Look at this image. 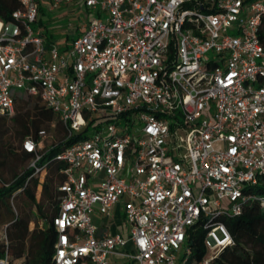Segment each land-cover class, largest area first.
<instances>
[{
    "label": "built area",
    "instance_id": "2783aa9c",
    "mask_svg": "<svg viewBox=\"0 0 264 264\" xmlns=\"http://www.w3.org/2000/svg\"><path fill=\"white\" fill-rule=\"evenodd\" d=\"M19 4L0 18V116H13L18 94L39 96L78 136L56 156L66 181L52 264H215L234 245L216 219L250 201L264 213V0ZM62 5L89 19L65 44L48 43L31 25L39 8ZM40 144H22L34 176ZM115 205L128 236H99L93 217ZM200 221L196 261L185 241ZM0 264L26 263L6 246Z\"/></svg>",
    "mask_w": 264,
    "mask_h": 264
},
{
    "label": "trees",
    "instance_id": "16d2710c",
    "mask_svg": "<svg viewBox=\"0 0 264 264\" xmlns=\"http://www.w3.org/2000/svg\"><path fill=\"white\" fill-rule=\"evenodd\" d=\"M19 0H0V18L8 20L11 13L19 8ZM43 13V8H39V15ZM38 24H41L38 19ZM47 42H53L46 34ZM69 39V38H68ZM259 39L264 45V22L260 27ZM39 101L41 104H31V99ZM19 104L16 114L10 118L16 129L18 138V148L15 150L20 157L18 165L34 158L33 154L26 153L22 149V144L27 138H32L37 144L41 142L40 131L46 132L44 127L52 124L54 114L45 106L39 96H29L20 93L16 96L15 105ZM7 116H0V123L6 120ZM58 127L63 134V140L50 146L47 150L39 151L41 158L36 163L37 167L46 171L43 180H38L34 174V168H25L20 173L12 175L11 182H3L0 179V211L9 213L8 201L13 194L19 191V195L30 205L34 206L37 214L43 220V227H35L32 232L27 233L29 218L21 219L16 216L12 223L8 225V242L0 244V257L8 247L14 258L24 257L26 264H52L54 253V243L56 231L52 225V219L56 216L59 203L63 194L58 187L66 181L63 173L66 165L56 160V156L71 145L78 136L68 137V130L57 120ZM3 132L0 131V139H3ZM5 146L0 144V152ZM2 149V150H1ZM13 153L11 150H9ZM5 160V159H3ZM4 161L0 162V166ZM13 170V169H12ZM14 171V170H13ZM12 171V172H13ZM15 172V171H14ZM41 190L40 201L36 200V190ZM223 223L234 239L232 247L225 248L215 259V264H264V213L260 211L258 201H250L243 206L239 216H220L216 219ZM205 222L200 221L190 227L186 235V245L190 248L193 258L200 261L205 254ZM245 240L252 242L254 251L249 252L245 248Z\"/></svg>",
    "mask_w": 264,
    "mask_h": 264
},
{
    "label": "rangeland",
    "instance_id": "374dc122",
    "mask_svg": "<svg viewBox=\"0 0 264 264\" xmlns=\"http://www.w3.org/2000/svg\"><path fill=\"white\" fill-rule=\"evenodd\" d=\"M41 24L34 23L31 25L33 30H40L43 34H47L50 40L57 42L60 45L65 44L72 37H76L79 33L80 26L89 19V15L86 14V10L79 5H62L59 8L48 11L43 8V13L39 15ZM69 38V39H68ZM34 97V96H32ZM31 104H41L34 98L31 99ZM19 108V104L15 105V110L13 116L16 114V110ZM12 116H7L3 123H0V131L3 132V139H0V144H3L6 148L1 149L0 152V162L4 163L0 166V179L3 182H11L12 175L14 173H20L25 168L30 167L32 160L26 161L18 165L20 157L16 154V149L18 148V138L16 136V129L14 123L10 120ZM54 125V127H52ZM46 130V135L41 138L40 150L44 151L50 148V146L59 143L63 140L62 131L57 124V118H54L52 124L46 125L44 127ZM178 135L181 138L186 136L185 132H179ZM11 150L13 153H11ZM5 159V160H3ZM15 171H13V170ZM13 171V172H12ZM46 176V171L43 173L36 174L35 177L38 180H43ZM259 187L264 188V184L259 183ZM41 190L38 188L36 190V200L40 201ZM257 196H262L258 193ZM8 207L10 209L9 213L4 210L0 211V244L8 242L9 229L8 225L13 222L14 218L18 216L21 219L29 218L31 223L28 225L27 233L32 232V230L37 227L38 229L43 227V220L37 214L34 206L30 205L21 195L19 191L15 192L13 196L8 201ZM245 248L249 252L254 251L252 242L245 240ZM183 253V251H182ZM209 250L205 255V258H209Z\"/></svg>",
    "mask_w": 264,
    "mask_h": 264
},
{
    "label": "crops",
    "instance_id": "0c3cea01",
    "mask_svg": "<svg viewBox=\"0 0 264 264\" xmlns=\"http://www.w3.org/2000/svg\"><path fill=\"white\" fill-rule=\"evenodd\" d=\"M93 223L99 229V236H112L115 234H120L123 237L128 236V228L124 224L119 205L112 208V217L94 216Z\"/></svg>",
    "mask_w": 264,
    "mask_h": 264
}]
</instances>
